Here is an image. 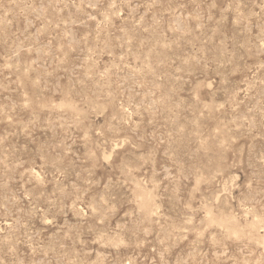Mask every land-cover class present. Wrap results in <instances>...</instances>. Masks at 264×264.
Segmentation results:
<instances>
[{"label": "rangeland", "instance_id": "374dc122", "mask_svg": "<svg viewBox=\"0 0 264 264\" xmlns=\"http://www.w3.org/2000/svg\"><path fill=\"white\" fill-rule=\"evenodd\" d=\"M0 264H264V0H0Z\"/></svg>", "mask_w": 264, "mask_h": 264}, {"label": "bare ground", "instance_id": "6f19581e", "mask_svg": "<svg viewBox=\"0 0 264 264\" xmlns=\"http://www.w3.org/2000/svg\"><path fill=\"white\" fill-rule=\"evenodd\" d=\"M144 200V199H143ZM145 206V205H144ZM145 207H147V206H145Z\"/></svg>", "mask_w": 264, "mask_h": 264}]
</instances>
